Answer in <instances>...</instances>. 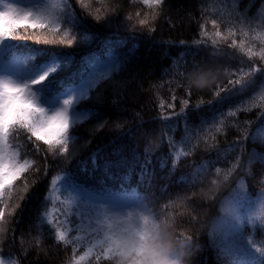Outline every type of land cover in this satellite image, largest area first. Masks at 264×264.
I'll return each instance as SVG.
<instances>
[{
	"label": "snow or ice",
	"instance_id": "1",
	"mask_svg": "<svg viewBox=\"0 0 264 264\" xmlns=\"http://www.w3.org/2000/svg\"><path fill=\"white\" fill-rule=\"evenodd\" d=\"M79 3L97 23L104 20L109 26L114 23L112 17L118 14L121 6V0H79ZM130 3L136 6V10L127 13L126 20L134 24L126 27L138 25L150 32L155 31L156 22L168 15V0H130ZM94 4L103 6V15L101 8H96L93 15L91 9ZM206 11L202 9V12ZM96 38V33L72 11L68 0H45L43 6L35 10L18 0H0V264H21L19 258L3 254L12 218L23 211L32 189L42 175H47V157L54 160L63 158L65 163L71 159L77 150L75 131L89 117L99 120L97 128L107 125L108 121L102 119L100 113L80 111L79 106L92 98L94 90L116 84V74L124 70L131 56V52L124 56L116 53V47L122 41L106 40L101 52L85 57L81 71L65 82L58 79V74L73 63L72 53L54 48L40 49L47 63L32 74L30 65L35 58L15 56L4 45L10 41L32 40L35 44L61 48H85ZM192 44L197 48L210 46L211 58L201 64L194 63L187 76L185 72L176 71L180 62H173L176 75L187 80V98H180L179 112L175 111L178 97L172 85L182 87V80L168 82L172 102L166 103L157 94L165 120L171 118L167 109L173 110L172 116L185 120V139L190 147L182 155H190L192 149L201 145L205 148L214 146L217 136L229 127L235 126L241 132V139L234 142L235 146L229 149L231 155L226 157L230 167L202 164L194 177L186 182L185 194L169 205L173 209H183L181 216L187 215L191 222H197L194 202L198 199V192L195 189L206 188L202 195L213 199L215 191L223 183L244 171V141L264 142V128L250 134L249 128L242 127L241 122L235 119L239 113L253 109H258V115L264 117V12L261 13V24L255 27L244 19L225 20L222 14L206 17L200 24V39H194ZM219 56L238 61L239 66L233 69L229 65L221 70L217 67ZM36 64L41 65V61H36ZM210 75L227 77V84L216 83L215 88L210 89L211 99L200 98L191 104L194 80L203 86ZM253 86L257 90L252 96L229 107L227 112L221 111L219 116L212 115L210 120L202 118L195 132L187 123V110L190 108L200 110L205 105L218 108L232 105L234 96L247 92ZM162 87L163 84L153 85L157 93ZM96 98H99L98 92ZM115 126L120 128L122 124L116 122ZM21 136L35 145L33 152L25 151L27 145L19 143ZM41 143L46 147L42 148ZM148 151L146 147L145 152ZM42 152L45 153L43 163L38 158ZM256 158L255 153L247 155L249 168ZM123 179L125 184L114 191L76 184L67 175L53 177L45 197L47 203L34 225L36 235L32 241H22V250L26 251L25 243L40 247L47 237H51L56 246L65 250L70 248L67 264H153L154 257L146 244L136 243L145 239L142 221L164 218L176 225V218L167 212L154 210L151 202L137 188L125 186L128 177ZM61 188L68 192L67 197L62 198ZM220 207L224 215L214 221L208 234L210 246L219 256L228 258L229 264H264V260L256 259L257 256L264 257V249L255 247L252 240H248L246 245L242 232L246 221L258 220L264 225V195L257 200L249 199L241 182ZM45 226L47 232L43 231ZM177 235L180 239L192 240L183 231ZM189 248L191 250V245Z\"/></svg>",
	"mask_w": 264,
	"mask_h": 264
},
{
	"label": "trees",
	"instance_id": "2",
	"mask_svg": "<svg viewBox=\"0 0 264 264\" xmlns=\"http://www.w3.org/2000/svg\"><path fill=\"white\" fill-rule=\"evenodd\" d=\"M7 2V0H5ZM26 7H42L45 0H18ZM72 11L83 23L95 33L96 39L85 48H61L53 45L35 44L32 40L6 42L4 48L11 54L20 57H34L31 61L32 74L38 67L47 63L40 49L54 48L58 51L73 54V63L66 70L58 74V79L68 82L74 73L82 68L85 57L99 54L106 40H119L122 44L116 47V53L124 56L131 52L128 63L122 72L116 74V84H110L94 90L92 98L79 106L80 111H93L101 114V118L108 123L103 128H97L99 120L89 117L75 131L76 152L66 163L63 158L54 160L47 157V175H42L31 191L30 198L24 204L23 211L13 217L10 225L9 238L3 247L5 256L19 258L21 264H67L71 256L70 248L65 250L56 246L51 237H47L40 247L24 244L22 241H32L36 235L34 227L37 217L43 212L47 203L51 180L57 175L70 176L74 183L97 190H118L125 184L124 177H128L125 186L135 187L146 197L154 210L167 212L176 218L177 232H185L192 237V241L200 246V251L192 258V264H229L228 258L219 256L210 246L207 230L200 231L198 222H191L187 215L181 216L183 209L169 207L178 196H183L187 189V181L194 177L202 164H214L215 167H230L226 159L231 155L229 149L234 142L241 139V132L237 127H229L217 136L214 146L205 148L202 145L192 149L190 155H182L190 147L185 139V120L172 116V109H167L171 117L163 118L157 94L166 103L172 102V92L169 91V81L182 80L184 86L172 85L178 99L175 101L176 112L180 109V98H187L185 87L187 80L176 75V71L191 72L193 64L207 62L211 58L212 49L205 46L197 48L192 41L200 39V24L206 17L223 15L225 20L244 19L253 27L261 24V13L264 12V0H168V15L156 22L155 31L147 28L126 27L134 24L126 20L129 12H134L136 6L130 0H121L118 14L113 16L114 23L107 25L104 20L97 23L87 11L82 9L79 0H68ZM114 2V0H113ZM142 7V6H140ZM96 8L103 6L94 4L91 11L95 15ZM202 9H207L202 12ZM210 27V26H209ZM184 41L185 43H181ZM231 51V50H227ZM183 59H181V55ZM36 61H41L37 65ZM174 61L180 63L174 71ZM231 65L233 69L239 66L238 61L230 60L227 56L217 57V67L221 70ZM260 78H257L259 83ZM217 83L227 84V77L221 75ZM164 87L157 90L153 85ZM210 88L192 90L191 104L200 98L211 99ZM256 86L241 95L233 97L232 105L218 108L216 105H205L200 110H187V123L193 126L194 132L201 124L202 118L211 119L212 115L219 116L221 111L227 112L229 107L239 104L242 99L250 97L256 91ZM99 98H96V93ZM115 101V103H113ZM258 109L251 112H241L235 118L242 127H248L250 134L264 128V117L258 115ZM249 122L244 124L243 122ZM116 122L122 124L117 128ZM171 138V140L169 139ZM34 139V138H33ZM19 143L27 145L25 151L33 152L35 145L27 141L25 136L19 138ZM195 144V141H192ZM41 147L44 146L41 143ZM71 147V146H70ZM149 151L146 153L145 148ZM246 155L244 171L232 177L229 191L242 182L247 196L257 200L264 195V142L244 141ZM255 153L256 160L248 167L247 155ZM237 154L239 150L237 149ZM43 163L45 153L39 154ZM95 160V163H93ZM163 164V167L161 166ZM143 176V179H141ZM199 191V187L195 189ZM62 198L68 192L61 188ZM194 206L197 212L204 211L209 206L196 199ZM196 212V213H197ZM43 231L47 232V226ZM244 242L252 240L255 247L264 249V225L259 221L245 222L242 227ZM257 261L264 257L257 256ZM106 264V262H105Z\"/></svg>",
	"mask_w": 264,
	"mask_h": 264
},
{
	"label": "clouds",
	"instance_id": "3",
	"mask_svg": "<svg viewBox=\"0 0 264 264\" xmlns=\"http://www.w3.org/2000/svg\"><path fill=\"white\" fill-rule=\"evenodd\" d=\"M219 79L220 75H210L203 86L200 85L198 80H194V87L200 89L210 88ZM231 182L232 179L223 183L215 191L213 199H208L202 195V191H206V188L199 189L198 199L209 206L204 211L196 213L200 231L207 230L209 234L212 231L214 221L224 215L220 205L230 199ZM142 225L145 239L144 241L138 240L136 243L146 244L148 251L154 257L153 264H192V258L196 255L200 246L192 240L178 238L175 223L164 218L160 220L144 219ZM189 245H191V250Z\"/></svg>",
	"mask_w": 264,
	"mask_h": 264
},
{
	"label": "rangeland",
	"instance_id": "4",
	"mask_svg": "<svg viewBox=\"0 0 264 264\" xmlns=\"http://www.w3.org/2000/svg\"><path fill=\"white\" fill-rule=\"evenodd\" d=\"M6 2V1H5Z\"/></svg>",
	"mask_w": 264,
	"mask_h": 264
}]
</instances>
